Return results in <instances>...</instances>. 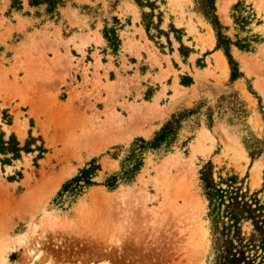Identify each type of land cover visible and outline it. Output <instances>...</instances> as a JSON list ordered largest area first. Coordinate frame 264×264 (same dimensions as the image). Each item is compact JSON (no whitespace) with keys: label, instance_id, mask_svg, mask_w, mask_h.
Masks as SVG:
<instances>
[{"label":"rangeland","instance_id":"1","mask_svg":"<svg viewBox=\"0 0 264 264\" xmlns=\"http://www.w3.org/2000/svg\"><path fill=\"white\" fill-rule=\"evenodd\" d=\"M30 1L0 0V132L21 144L31 136L46 152L9 165L0 155V264H213L203 165L213 164L214 178L238 174L250 192L263 187L264 158L251 163L243 140H264V0H215L232 41L256 40L251 52L232 49L243 74L233 83L194 0H151L170 46L148 38L134 0H61L52 13ZM238 2L254 17L245 31L232 19ZM114 19L117 52L102 35ZM189 109L197 113L169 152L146 153L133 183L102 186L136 138ZM92 159L98 185L58 203Z\"/></svg>","mask_w":264,"mask_h":264},{"label":"trees","instance_id":"2","mask_svg":"<svg viewBox=\"0 0 264 264\" xmlns=\"http://www.w3.org/2000/svg\"><path fill=\"white\" fill-rule=\"evenodd\" d=\"M134 4L141 10V25L148 38H166L170 46L169 32L160 29L162 24V13L159 11L155 1L134 0ZM48 6V12L52 13L56 5L61 0H44ZM42 4L37 0L30 1L31 6ZM194 6L199 13L212 27L215 35L216 50H220L230 70V82L233 83L243 78L239 63L232 55V49L237 48L242 52H251L252 43L256 42L253 37L239 38L235 36V41L226 34L224 27L216 15L215 0H194ZM148 9L149 12L144 10ZM232 19L238 31H245V28L254 20L250 8L244 6L243 2L236 3L232 8ZM155 12L157 14L155 15ZM155 19V21H154ZM114 27H104L102 35L113 52H117L121 41L118 36L117 26L119 22L114 19ZM155 34H151V32ZM169 31L175 35V40L180 44L179 53L182 57H187L190 50L183 46L180 32L169 25ZM160 47L163 48L162 44ZM185 80H190L186 79ZM182 84L185 85L182 81ZM253 94V93H252ZM195 110H183L174 113L154 133L152 138L145 140L136 138L130 145L126 155L120 160V169L104 178L102 186L108 190H115L120 184L133 183L140 173L146 153H167L177 143L179 133L183 123L191 116L195 115ZM207 117L212 122V111H208ZM7 125H11L10 119ZM36 140L29 136L21 144L14 134H10L7 139L4 133L0 132V155L3 156L1 163L10 164L21 158V154L37 152L38 158L46 152L43 145H35ZM244 148L248 157L253 163L258 158H264V140L257 139L252 134L243 140ZM34 146V148H32ZM214 166L208 161L199 172V180L204 198L207 201V220L209 224L211 238V255L213 264H264V198L260 197L261 191L250 192L245 184V179H241L234 172H226L222 175V170L216 173L214 178ZM102 171L101 165L92 159L84 168L66 181L57 193V202L62 204L66 200H74L80 197L85 191L98 185L94 179Z\"/></svg>","mask_w":264,"mask_h":264}]
</instances>
